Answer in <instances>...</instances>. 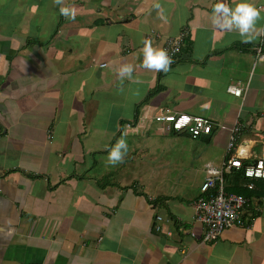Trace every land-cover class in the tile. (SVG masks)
I'll list each match as a JSON object with an SVG mask.
<instances>
[{
	"label": "crops",
	"instance_id": "0c3cea01",
	"mask_svg": "<svg viewBox=\"0 0 264 264\" xmlns=\"http://www.w3.org/2000/svg\"><path fill=\"white\" fill-rule=\"evenodd\" d=\"M215 2L0 0V264H264L263 190L247 195L246 224L214 241H202L194 219L205 165L222 163L232 127H244L237 153L248 163L264 142V56L256 51H264V9L243 35L260 34L246 42L238 28L213 23ZM182 30L186 43L167 71L144 66L148 35L161 49ZM125 64L133 72L121 77ZM231 84L243 87L240 96ZM160 107L208 118L215 129L201 138L153 134L145 113ZM127 122L134 126L125 133ZM157 135L222 150L219 162L205 160L192 196L166 176ZM121 137L128 151L112 164ZM225 175L232 185L234 171Z\"/></svg>",
	"mask_w": 264,
	"mask_h": 264
},
{
	"label": "built area",
	"instance_id": "2783aa9c",
	"mask_svg": "<svg viewBox=\"0 0 264 264\" xmlns=\"http://www.w3.org/2000/svg\"><path fill=\"white\" fill-rule=\"evenodd\" d=\"M260 8L264 9V4L260 5ZM186 36V30H182L177 35L166 36L164 38L161 49H165L170 56V65L176 62L178 55L182 52ZM145 40L151 41L152 35H148ZM256 51L257 58L264 56L263 46H258ZM228 91L236 96H240L243 87L231 84L228 86ZM145 119L158 122L162 130L184 132L193 138L210 133L214 127L213 121L208 118L176 112L164 107H160L155 111H147ZM133 126V123L127 122L123 126V132L126 133ZM243 129V125L239 123L232 127L226 153L220 165L214 162H207L205 165L206 177L200 188L201 193L193 201L195 208L194 219L204 227L202 238L204 242L216 240L227 228L246 224L244 215L250 199L241 193L226 190L225 172L235 167L243 169L245 177L264 178V142L260 155L252 163L245 165L243 162L244 157L237 153V141ZM245 186L254 188L255 184L249 181L246 182ZM157 219L156 229L160 230L163 217L159 215ZM184 231L195 235L191 229L184 228ZM173 233L174 231L172 230L168 232L169 235Z\"/></svg>",
	"mask_w": 264,
	"mask_h": 264
},
{
	"label": "clouds",
	"instance_id": "9594fccd",
	"mask_svg": "<svg viewBox=\"0 0 264 264\" xmlns=\"http://www.w3.org/2000/svg\"><path fill=\"white\" fill-rule=\"evenodd\" d=\"M60 3V0H57ZM160 7L159 4L156 5ZM60 13L66 17L75 18L76 11L73 7L67 5H61ZM262 15L261 8L253 2V0H236L234 4H230L228 0H216L213 5V23L219 25L221 28L228 30L234 27L239 29L241 38L244 41H251L256 38L260 33L257 32L254 35L244 36L243 34L248 32L251 28L256 27V21ZM144 60L143 64L147 68H155L158 70L163 69L167 71L170 64L171 58L165 49L153 48L150 40L144 42ZM133 72V66L131 64H125L119 69L121 77L131 75ZM121 149L124 152H121ZM128 151V144L125 138L121 137L110 148L108 154V160L110 163L115 164L123 160L124 154Z\"/></svg>",
	"mask_w": 264,
	"mask_h": 264
},
{
	"label": "rangeland",
	"instance_id": "374dc122",
	"mask_svg": "<svg viewBox=\"0 0 264 264\" xmlns=\"http://www.w3.org/2000/svg\"><path fill=\"white\" fill-rule=\"evenodd\" d=\"M159 126L160 124L158 122L152 123L151 131L153 134L162 133ZM167 136L157 135L156 137H154L158 140L157 148L159 153L164 154V165H170L169 167L167 166V168L165 167L167 170L166 176L171 181L178 183L177 189L179 187V193H181L182 195L186 194L185 197H190L195 193V188L202 182L204 176L203 166L206 162L205 160L209 159L212 156L215 157L216 161H218L219 159L222 160V150L214 148L213 145L207 146L206 143L200 141V139L191 140L182 137L176 139L175 141L169 142L170 136ZM144 139L145 138H143V140ZM145 140L147 145L151 147L154 146L152 137H149V139ZM261 143L262 142H260V144L256 147L255 155H260L262 147ZM205 148H208V151H205ZM151 164H155L154 166H158L155 168H162L160 159H154ZM154 166H152L148 170L153 171Z\"/></svg>",
	"mask_w": 264,
	"mask_h": 264
},
{
	"label": "trees",
	"instance_id": "16d2710c",
	"mask_svg": "<svg viewBox=\"0 0 264 264\" xmlns=\"http://www.w3.org/2000/svg\"><path fill=\"white\" fill-rule=\"evenodd\" d=\"M185 43H186V37H185ZM214 129H215V127H213V129H212V131L210 133L201 135V136H199L197 138H201V137H204V136H210L213 133ZM254 161H256V159ZM243 162H244L245 165L248 164V162L245 161V160ZM229 171H234L236 176H234V178H233L235 181L232 182V185H228L227 186V183H226V190L227 191L235 192V193H241V194H243L245 196L249 195L250 193L256 192L257 189H260V190L264 191V184L261 183V181H264V178H248V177H245L243 169H237L235 167H233ZM225 177H226V175H225ZM245 181L246 182L252 181L255 184L254 188H248V187L243 186V183ZM200 193H201V191L199 192L198 195H200ZM249 205H250V203H249ZM248 206H247L246 209H248Z\"/></svg>",
	"mask_w": 264,
	"mask_h": 264
}]
</instances>
